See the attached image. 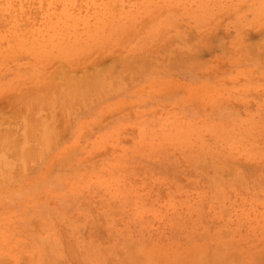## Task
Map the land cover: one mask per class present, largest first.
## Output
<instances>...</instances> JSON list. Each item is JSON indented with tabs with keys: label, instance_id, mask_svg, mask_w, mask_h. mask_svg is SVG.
<instances>
[{
	"label": "rangeland",
	"instance_id": "rangeland-1",
	"mask_svg": "<svg viewBox=\"0 0 264 264\" xmlns=\"http://www.w3.org/2000/svg\"><path fill=\"white\" fill-rule=\"evenodd\" d=\"M0 136V264H264V0H0Z\"/></svg>",
	"mask_w": 264,
	"mask_h": 264
},
{
	"label": "bare ground",
	"instance_id": "bare-ground-1",
	"mask_svg": "<svg viewBox=\"0 0 264 264\" xmlns=\"http://www.w3.org/2000/svg\"><path fill=\"white\" fill-rule=\"evenodd\" d=\"M79 81H80V80H79ZM79 81H78V82L76 81V83L74 82V84L76 85L77 83H79V85H80V83H81L82 80H81L80 82H79ZM83 81H84V80H83ZM94 82H95V84H96V81H94ZM94 82H93V86H94ZM87 83H89V82L87 81V82L85 83V85H87V86H88V89H89V87H91V84L89 83L90 85H88ZM91 83H92V82H91ZM75 85H73V88L75 87ZM77 85H78V84H77ZM96 85H97V84H96ZM70 86H71V85H70ZM83 86H84V84H83ZM93 86H92V87H93ZM107 86H108V85H107ZM107 86H104V87H107ZM76 87H77V86H76ZM76 87H75L74 90L72 89V91H69V92H68V93H70V96H71V94H72L73 92H74L75 94H76V92L78 93L79 90H80V88H81V85L78 87V89H77L78 91L76 90ZM84 88H85V89H83V90H86L87 87L85 86ZM88 89H87V91H88ZM90 89H91V88H90ZM101 89H102V88H101ZM80 91H81V90H80ZM89 91H90V90H89ZM82 92H83V91H82ZM74 93H73V94H74ZM73 94H72V95H73ZM75 94H74V96H71V97H73V98L76 100L77 97H76ZM80 94H81V92H80ZM68 96H69V95H68ZM70 96H69V98H68V99H69L68 101H70ZM78 97H79V95H78ZM80 101H81V100H80ZM35 103H36V101H35ZM1 119H3V118H1ZM38 135H39V133H38ZM0 137H1V136H0Z\"/></svg>",
	"mask_w": 264,
	"mask_h": 264
}]
</instances>
